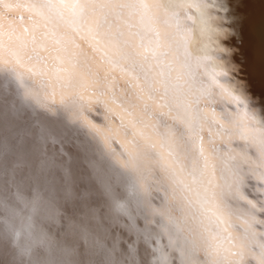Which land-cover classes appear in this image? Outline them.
I'll list each match as a JSON object with an SVG mask.
<instances>
[{
	"label": "snow or ice",
	"instance_id": "snow-or-ice-1",
	"mask_svg": "<svg viewBox=\"0 0 264 264\" xmlns=\"http://www.w3.org/2000/svg\"><path fill=\"white\" fill-rule=\"evenodd\" d=\"M21 10L27 17L18 22L12 14ZM236 23L228 0H0V184L32 211L51 194L55 169L70 190L67 141L45 118L84 130L98 158L89 167L104 162L114 177L101 181L104 201L85 206L82 250L36 241L46 264H68L72 255L88 264H144L141 244L147 264H264V91L255 95L239 78L225 43ZM205 28L211 48L199 43ZM203 58L207 83L198 79ZM96 105L104 124L85 115ZM25 113L40 145L37 167L26 164L18 138ZM237 140L255 156L233 148ZM48 144L58 152L49 156ZM250 179L258 199L246 191ZM26 183L30 198L19 190ZM105 202L113 227L126 219L122 227L134 238L109 229L92 236L87 221L99 222ZM15 259L39 264L32 247Z\"/></svg>",
	"mask_w": 264,
	"mask_h": 264
},
{
	"label": "bare ground",
	"instance_id": "bare-ground-1",
	"mask_svg": "<svg viewBox=\"0 0 264 264\" xmlns=\"http://www.w3.org/2000/svg\"><path fill=\"white\" fill-rule=\"evenodd\" d=\"M228 2L237 15V23L234 25L235 35L225 43L234 50L232 59L240 68L239 78L251 85L255 95H260L264 91V10H262L264 9V0H228ZM21 16L26 19L27 13L21 10L12 14V17L18 22ZM181 17H184L183 13H181ZM184 23L188 27L191 26V21L187 19H184ZM198 39L201 47L211 48L212 36L207 28L199 34ZM209 62V58L201 59V66L198 69V79L205 83L208 80L204 72ZM57 100H59V95H57ZM215 107L217 111H221L223 106L218 103ZM249 107H255V105ZM85 115L94 123H105L102 105H96L93 111L86 112ZM43 122L67 141L65 151L72 157L69 165L71 188L70 190L65 189L63 172L60 169H55L50 177L51 194L45 192L41 204L35 211H32L31 206L25 208L24 203L17 200L15 188L9 189L6 185L0 184V264H17L15 257L21 247H32V259L38 261L39 264H46L48 252L36 243L42 236L50 239L57 247L79 246L82 250L84 244L81 239V226L85 223L83 219L86 211L85 206L98 207L104 201L101 181L114 179L104 162H98L95 170L89 167L88 161L98 158L94 157L90 151L89 146L93 141L84 130L68 125L63 118L58 120L45 118ZM17 124L18 138L22 139V148L26 154V164L30 163L33 167H37L40 162V145L36 141V129L32 127L31 114L22 115ZM218 146L221 151L224 150V144ZM113 147L119 150V144L114 143ZM232 147L237 150H247L250 155L255 156V150L249 148L243 141H234ZM54 150L58 152L59 145L54 149L53 145L48 144L49 156ZM59 159L66 160L67 157H59ZM25 171H27V167L18 169L20 174ZM254 181V179H250V187L246 190L250 199H258L257 194H254L256 198L251 197ZM19 190L25 198H30L32 185L23 184ZM111 218L112 213L109 212L105 202V206L99 212V222L94 219L87 221V227L92 236L103 238L105 235L103 229H109L113 236L119 234L125 239L134 238L129 237L126 229L122 227L127 223L126 219L121 218L113 227ZM9 225L13 229L11 232ZM15 231L21 233L19 241L16 242L17 247H14ZM140 256L144 264H147L148 255L143 244L140 245ZM89 259L82 255H72L66 258L68 264H88Z\"/></svg>",
	"mask_w": 264,
	"mask_h": 264
},
{
	"label": "rangeland",
	"instance_id": "rangeland-1",
	"mask_svg": "<svg viewBox=\"0 0 264 264\" xmlns=\"http://www.w3.org/2000/svg\"><path fill=\"white\" fill-rule=\"evenodd\" d=\"M262 10H264V9H262ZM253 186H254V187H257V186H258L256 181H254V184L252 183V188H253ZM248 192H252V191H248ZM254 194H256V193L253 192V194H252V196H251L252 198L255 197ZM256 197H257V198H260L258 195H256ZM256 197H255V198H256Z\"/></svg>",
	"mask_w": 264,
	"mask_h": 264
}]
</instances>
